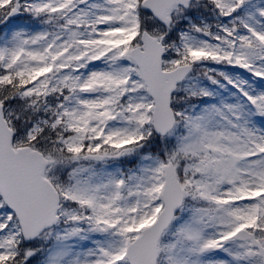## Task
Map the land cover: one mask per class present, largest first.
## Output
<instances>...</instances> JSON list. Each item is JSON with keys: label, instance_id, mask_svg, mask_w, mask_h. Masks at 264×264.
Instances as JSON below:
<instances>
[{"label": "snow or ice", "instance_id": "snow-or-ice-1", "mask_svg": "<svg viewBox=\"0 0 264 264\" xmlns=\"http://www.w3.org/2000/svg\"><path fill=\"white\" fill-rule=\"evenodd\" d=\"M0 264H264V0H0Z\"/></svg>", "mask_w": 264, "mask_h": 264}]
</instances>
